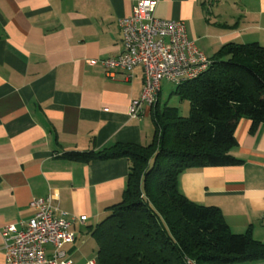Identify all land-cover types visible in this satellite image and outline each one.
<instances>
[{
    "label": "crops",
    "instance_id": "crops-1",
    "mask_svg": "<svg viewBox=\"0 0 264 264\" xmlns=\"http://www.w3.org/2000/svg\"><path fill=\"white\" fill-rule=\"evenodd\" d=\"M136 1L0 0V230L28 220L30 201L50 194L58 210L86 217L73 223L74 240L63 246L71 264L97 259L92 229L121 199L130 161L85 162L67 153L148 145L155 136L156 104L128 115L141 94L142 67L109 75L101 63L121 52L118 20ZM153 1L154 16L182 21L208 57L231 42L264 46V0ZM234 136L230 152L241 163L189 168L177 187L191 201L219 208L231 232L264 242V122L251 130L243 118ZM3 242L0 234V264Z\"/></svg>",
    "mask_w": 264,
    "mask_h": 264
},
{
    "label": "trees",
    "instance_id": "trees-1",
    "mask_svg": "<svg viewBox=\"0 0 264 264\" xmlns=\"http://www.w3.org/2000/svg\"><path fill=\"white\" fill-rule=\"evenodd\" d=\"M211 58L205 73L175 85L190 103L187 117L175 108H157V100L150 144L67 153L85 162L130 161L121 199L106 208L92 229L98 264H248L264 259V242L231 232L219 208L197 204L177 187L178 176L189 168L241 163L230 152L238 122L248 119L251 130L264 122V46L231 42Z\"/></svg>",
    "mask_w": 264,
    "mask_h": 264
},
{
    "label": "built area",
    "instance_id": "built-area-1",
    "mask_svg": "<svg viewBox=\"0 0 264 264\" xmlns=\"http://www.w3.org/2000/svg\"><path fill=\"white\" fill-rule=\"evenodd\" d=\"M154 7L153 0L135 2L132 13L118 20L121 52L101 61L109 75L116 71L130 75L137 66L142 67L141 94L130 102V117H137L144 103L156 104L162 81L174 85L191 81L205 73L213 62L189 40L182 21L156 18ZM29 206L34 213L28 220L0 230L5 264H71L63 246L74 240L73 223L84 222L86 217L58 210L50 194L33 198ZM261 220L264 222V213ZM47 246L52 248L50 256H47ZM87 264H98V261L91 259Z\"/></svg>",
    "mask_w": 264,
    "mask_h": 264
},
{
    "label": "rangeland",
    "instance_id": "rangeland-1",
    "mask_svg": "<svg viewBox=\"0 0 264 264\" xmlns=\"http://www.w3.org/2000/svg\"><path fill=\"white\" fill-rule=\"evenodd\" d=\"M162 89L159 97V108H175L179 116L187 117L190 103L187 99H182L176 93L175 85L164 80L161 83Z\"/></svg>",
    "mask_w": 264,
    "mask_h": 264
}]
</instances>
